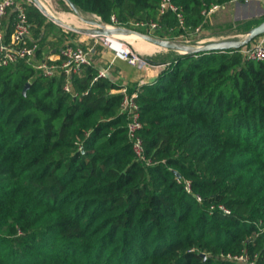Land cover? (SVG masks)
Here are the masks:
<instances>
[{
  "label": "trees",
  "instance_id": "16d2710c",
  "mask_svg": "<svg viewBox=\"0 0 264 264\" xmlns=\"http://www.w3.org/2000/svg\"><path fill=\"white\" fill-rule=\"evenodd\" d=\"M71 1L106 22L185 33L175 14L159 13L161 0ZM173 1L194 30L212 5L246 0ZM27 11L40 33L41 12ZM164 63L155 82L129 87L150 166L113 92L125 84L95 79L94 64L68 92L64 72L0 66V264H237L223 254L242 251L264 264V58L232 48Z\"/></svg>",
  "mask_w": 264,
  "mask_h": 264
},
{
  "label": "built area",
  "instance_id": "2783aa9c",
  "mask_svg": "<svg viewBox=\"0 0 264 264\" xmlns=\"http://www.w3.org/2000/svg\"><path fill=\"white\" fill-rule=\"evenodd\" d=\"M30 0H0V66H6L25 60L34 62L36 68L47 76H54L60 72L66 75L64 88L71 92L73 89L72 80L74 76L81 74L86 67L94 65L93 57L95 55V45L82 44H66L61 50L58 60H38L37 54L40 49L38 43L29 44V39L32 37V24L28 15V6ZM264 1V0H258ZM223 8V4H214L206 9L203 13L206 19L212 14ZM15 13L12 30L8 33L9 28L4 24V18L10 13ZM172 12L178 20V27L185 30V33L178 35L174 40L181 42H190L192 35H197L201 32L203 25H199L193 31L189 30L185 23V15L181 8L175 4L173 0H161L159 13L164 15ZM120 23L117 22L115 16H112V22L100 26V29H119ZM137 25L147 27L148 31L155 32L164 28L163 24L151 20L149 22H137ZM123 27V26H121ZM177 27L167 28L172 33ZM192 31V32H190ZM92 38H96V44H102L109 48L115 56L136 67L139 70H146L149 67L156 66L160 69L166 68L169 63L157 64L149 59L142 58L134 52L127 41L122 40L114 33L111 35L90 34ZM186 41H183L185 40ZM240 52L247 58L260 60L264 58V35L256 38L249 44L240 48ZM99 77H110L109 69L99 70ZM122 94L121 113L127 116L128 119V137L132 143L133 150L137 159L144 162L147 166L153 164V161L146 155V148L141 137V130L144 123L141 119L140 105L138 103V92H130L129 87L125 84L119 89ZM80 151L85 154V149L80 146ZM185 188L188 192H192L190 180H183ZM199 202H202V196L196 195ZM214 208V207H213ZM219 208L224 212L229 210L221 205ZM227 259L236 262L237 264H260L257 256H251L248 252L242 251L239 253L223 254Z\"/></svg>",
  "mask_w": 264,
  "mask_h": 264
},
{
  "label": "rangeland",
  "instance_id": "374dc122",
  "mask_svg": "<svg viewBox=\"0 0 264 264\" xmlns=\"http://www.w3.org/2000/svg\"><path fill=\"white\" fill-rule=\"evenodd\" d=\"M38 2H40L44 7H47V10L53 13L58 18H60L61 14L67 15L70 20L68 22L63 21L65 24L68 23L67 25L75 26L81 29H100V26L110 23V22L104 21L103 18L97 14L86 13L80 10L79 8L77 9L73 8L66 0H30L29 6L34 7L38 11L41 12L42 15L40 16V18L43 24H45V26L53 22V20L47 14L42 12V10L39 7ZM76 21H79V24ZM263 21H264V1L246 0L245 2H240V1L227 2L226 4H223V8L221 10L217 11L216 13L212 14L209 18H207L205 23L202 24L203 27L199 34L192 35L190 38V42H183V43L189 46H192V47H198L203 42H206L209 40H212V41L214 40L215 41L233 40V41L241 42L244 39H246L250 30L258 26ZM133 24H135V26H138L137 22ZM59 25L60 24H58V26ZM60 26H63V25H60ZM135 26L123 25V27L126 28L127 31L115 32L114 34L118 36H124V35L129 36L131 34H136L134 33L135 31H137L135 29L136 28ZM63 27L65 28L64 30L68 31V33H65L66 34L65 36L71 37V39H74L79 44H82L83 42H86V43L89 42V44H93L94 42H96V38H92L91 36L89 37L87 35L80 34V33L77 34L74 31L70 30L69 28L65 26ZM59 29L61 30V27H59ZM142 33H145V32H142ZM147 33L156 36L153 31L151 32L149 31ZM124 38H127V37H124ZM128 38L130 40H126V41L131 46V48L134 50L135 53H137L138 55H140L142 58H145V59L152 58V56L148 55L147 52L153 51V50L144 51L135 46V44L138 43L139 38H136V37H133V38L128 37ZM183 41H186V39ZM62 43L64 44L65 42H60L61 45ZM66 44H71V42L66 43ZM103 47L104 46L101 45L99 49L100 48L102 49ZM104 48H107V47H104ZM107 49L110 50L109 48ZM156 50L160 51V53L159 52L157 53V56L154 55L155 56L154 59L156 63H158L159 61L168 62L170 61V57L173 58L176 54H182L179 51L169 50L165 48H157ZM41 58H44V57H41V56L38 57L37 55L38 60H40ZM98 60L99 59H97L95 56L93 57V61L95 64H99ZM121 62L130 66V64H128L127 62H124V61H121ZM164 62L163 63L159 62L158 64H165ZM102 64H104V62H102ZM113 66H116V65H113ZM116 69H115V72L113 73L118 76H121L120 74L121 71L118 68V66ZM118 81L124 82V80L122 79H118Z\"/></svg>",
  "mask_w": 264,
  "mask_h": 264
},
{
  "label": "crops",
  "instance_id": "0c3cea01",
  "mask_svg": "<svg viewBox=\"0 0 264 264\" xmlns=\"http://www.w3.org/2000/svg\"><path fill=\"white\" fill-rule=\"evenodd\" d=\"M12 18V13H10L6 18H4V24L6 26H8L9 29L12 28V24H11V19ZM53 24L55 23V25L57 24L56 22H52ZM57 27H61V31H59L56 28H46V26H42L41 27V31L40 33L36 32V28L37 25L34 26V30L32 31V38L35 41H41L44 47L46 48H41L40 52L38 54V57H44L41 58L40 60H58L59 59V53L60 50L63 48L62 46H65L66 43H75V44H79L77 41H75L74 39H71V37H67L65 36V33H68V31L64 30L65 28L63 26H58ZM12 30V29H11ZM73 31V30H72ZM75 32V31H74ZM75 33H80V32H75ZM80 34H84V33H80ZM90 37V35L88 34H84ZM64 37V38H63ZM56 42V43H55ZM60 42H65L64 44L62 43V45L60 44ZM51 44V45H50ZM95 45L96 50H95V57L98 60L99 64H95L96 67L101 70V69H109V74H110V78L112 80H114L115 82H120L123 84H126L128 87H134L136 85H140V84H144V83H153L157 80L158 76L160 75L162 69L156 67V66H152L149 67L146 70H139L136 67L130 65H126L125 63H122L120 59H118L114 52L111 50H108L107 48H100L102 44H96V42H94L93 44H89L86 42H83L82 45ZM103 46V45H102ZM160 53V51L158 50H153V51H149L147 52L148 55L152 56L151 60L152 62H155L154 59V55L157 56V53ZM99 57V58H98ZM171 59V57H170ZM102 62H104V64H102ZM125 62V61H124ZM160 63H163L164 61H159ZM158 62V63H159ZM156 63V62H155ZM157 63V64H158ZM116 65V66H113ZM120 69V74L121 76H118L116 74H114L113 72H115V69L117 68ZM118 70V69H116ZM118 72V71H117ZM116 75V76H115ZM118 79H122L124 80V82L118 81ZM114 93H119V90H115L113 91Z\"/></svg>",
  "mask_w": 264,
  "mask_h": 264
},
{
  "label": "water",
  "instance_id": "95a60500",
  "mask_svg": "<svg viewBox=\"0 0 264 264\" xmlns=\"http://www.w3.org/2000/svg\"><path fill=\"white\" fill-rule=\"evenodd\" d=\"M66 1L73 8L77 9L75 4L71 0H66ZM38 4H39V7L42 10V12L47 14L54 22H56L60 25H63V26H65V27H67L70 30H73L75 32H80V33H84V34L111 35L115 32L127 31V29L124 27H120L119 29H81V28H78L75 26L67 25L60 18L56 17L53 13L49 12L47 10V8H45L40 2H38ZM134 33H136L140 38H142L144 40H147L149 42L157 44L161 48L179 51L182 54H189V53L197 54V53H201V52H210V51H215V50L224 51V50H228V49H232V48H241V47L249 44L250 42H252L256 38L264 35V21L261 22L258 26H256L252 30H250L246 39H244L241 42H237V41H233V40H227V41L209 40V41L203 42L198 47H192V46H189V45H187L181 41H177V40L169 39V38H163V37H159V36H154V35H151L148 33H142L139 31H135ZM29 86H30V83H28L26 85L25 92ZM203 256H206V255L203 254Z\"/></svg>",
  "mask_w": 264,
  "mask_h": 264
},
{
  "label": "bare ground",
  "instance_id": "6f19581e",
  "mask_svg": "<svg viewBox=\"0 0 264 264\" xmlns=\"http://www.w3.org/2000/svg\"><path fill=\"white\" fill-rule=\"evenodd\" d=\"M42 2V1H41ZM45 5V4H44ZM45 8H47V7H45ZM60 18H61V20L62 21H64V22H68L70 19H69V17L67 16V15H65V14H61L60 15ZM76 22H78V24H79V21H76ZM68 24V23H67ZM128 33V32H127ZM118 36V35H117ZM119 38H121L122 40H130L128 37H136V38H139V40H138V43L137 44H135V46L137 47V48H139V49H141V50H144V51H146V50H156L157 48H161L160 46H158L157 44H155V43H152V42H149V41H147V40H144V39H141L137 34H131V35H129V36H118ZM124 37H127V38H124ZM157 47V48H156Z\"/></svg>",
  "mask_w": 264,
  "mask_h": 264
}]
</instances>
